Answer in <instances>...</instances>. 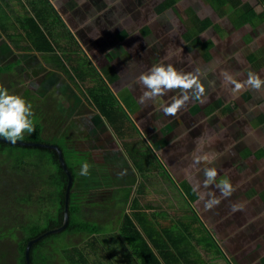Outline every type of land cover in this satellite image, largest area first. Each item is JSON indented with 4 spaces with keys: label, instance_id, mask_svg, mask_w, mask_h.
I'll list each match as a JSON object with an SVG mask.
<instances>
[{
    "label": "crops",
    "instance_id": "1",
    "mask_svg": "<svg viewBox=\"0 0 264 264\" xmlns=\"http://www.w3.org/2000/svg\"><path fill=\"white\" fill-rule=\"evenodd\" d=\"M16 1L24 14L0 0V56L63 80L68 106L106 128V141L89 137L109 166L92 190L102 234L90 260L141 264L149 249L159 264H264L263 3L48 0L61 21L42 26L45 51L23 26L32 4ZM102 80L129 116L122 134L91 102ZM127 216L141 238L121 236Z\"/></svg>",
    "mask_w": 264,
    "mask_h": 264
},
{
    "label": "trees",
    "instance_id": "2",
    "mask_svg": "<svg viewBox=\"0 0 264 264\" xmlns=\"http://www.w3.org/2000/svg\"><path fill=\"white\" fill-rule=\"evenodd\" d=\"M259 1L264 5V0ZM220 2L237 8L242 0ZM29 3L35 16L28 19L27 25H23L26 26L24 29L31 40L38 38L48 44L45 51H53L52 42L42 26L50 29L52 22L48 18L54 16L56 21L53 24H56L57 20L61 21L59 15L48 0H29ZM0 25L11 35L6 24ZM17 65L13 63L0 68V98L12 94L24 84V80L19 79L23 74L16 71ZM62 65L66 66L64 62ZM93 92L95 95L91 102L108 123L122 134L130 122L125 109L105 81L102 80ZM57 105L58 101L52 95L36 107H30L18 99L6 109L0 100V135L14 140L60 145L74 176L70 223L65 230L46 235L33 245L32 264H98L90 260L92 257L89 253V243H95L102 234L98 221L100 207L92 196V190L100 186L96 177L99 171L94 169L88 175L94 166L89 153V149H92L91 139L88 144L82 141V147H77L76 141L83 136L76 131L73 123L62 124L65 121L60 117ZM49 124L52 126L48 130ZM102 125L99 129L102 134L97 132V139L106 141V128ZM97 154L101 155L100 152ZM138 167L145 169L141 165ZM69 182V174L56 149L0 140V264H28L29 242L64 225ZM123 222L119 231L123 238L128 239L130 232L131 237L141 238L128 216ZM141 242L147 249L143 240ZM147 250L149 259L143 258L141 264H148L149 261L159 264Z\"/></svg>",
    "mask_w": 264,
    "mask_h": 264
},
{
    "label": "rangeland",
    "instance_id": "3",
    "mask_svg": "<svg viewBox=\"0 0 264 264\" xmlns=\"http://www.w3.org/2000/svg\"><path fill=\"white\" fill-rule=\"evenodd\" d=\"M12 1H13V4H15V6H16V11L24 14V12H25V10L23 9L24 7L20 6V4L16 0H12ZM177 5H179L178 8L184 6V4L179 3V1L177 2L176 7H177ZM173 9L175 11L177 10V8H173ZM0 47H1V44H0ZM2 47H3V44H2ZM15 57L13 59H11V58L8 59L7 55L6 56H0V68L6 67L7 65L15 63L14 61H16L17 59H18V62L20 63L21 61H19L20 59H19L18 55ZM11 60H13V61H11ZM32 62L33 61H29V62L27 61L26 63L24 62L22 64H19L20 68L16 67V69H17L16 71H19L21 74H23V77H20L19 79L22 78V80H24L23 81L24 84H22L20 86V88H18L12 94L8 93V95H6L5 97L0 98L4 107H6V109H8L10 106H12V103L18 99H20V100L22 99L23 102L26 105L28 104V106H30V107L31 106L36 107V106H38V104L42 105L44 99L47 100V98L52 95L55 99H57V101H58L57 109H59V111L58 110L57 111L61 113L60 117H62V120L65 121V123L62 122V124L67 125V123L68 124L73 123L76 131L83 136L81 139L76 141L77 147H82V144H81L82 141L84 144H88L89 139H90L89 137L97 136V135H93V133H89V132L91 130H94L95 128L98 130L100 129L101 125H100V122H98L97 118H99V120H100L101 117L99 115L97 117H94V111L95 110H92L91 108L86 107V106L84 108L83 107H77V108L69 107L68 105H71V104L69 103V100L67 99V97H65L64 99L62 97V94L65 93V90L63 92V89H62L64 87L63 80L60 81V78H59V80L58 81L56 80L57 81L56 82L55 78L49 76L50 75L49 72L48 73L46 71L41 72L40 68L38 69L37 66L35 65V63L34 62L32 63ZM23 65L27 66V68ZM86 65L87 64H85V66ZM86 71L89 72V70H86ZM103 71L106 72L107 69H104ZM64 82H66V81H64ZM55 88H56L58 94H54V90H53V94L51 93V90L55 89ZM77 90H79V88H77ZM78 92H80L81 95L83 94V92L81 90H79ZM65 94H67V93H65ZM62 108L65 112H63ZM59 120L61 121V118ZM51 126H52V124H49L48 130ZM111 128H113V127H111ZM132 130H134V128ZM77 132H76V134L78 135ZM125 133H126L125 139L121 138L123 143L126 142L128 135L132 134L131 129L125 131ZM94 143L95 142H93L91 140L92 149H89V153H90V160H92L91 162L93 163L94 166L88 175H90L92 172H94L93 171L94 169L98 170L99 173L96 177H98V179L101 180L102 179L101 177H104L108 174L109 171L106 172V170L109 169V166L105 163L104 158H102V154L100 156L97 154L99 152L101 153V149L98 147V143H97L96 147H93L92 145ZM130 150H131V148H130ZM83 167L88 169L87 165H84ZM220 168L223 169V172H226V168H227L226 163L224 162V165L222 167L220 166ZM157 172L161 173L163 171H157ZM154 175H157V173H155ZM110 176H111V173H110ZM156 178L157 177H155V180H156ZM204 182L208 183V181H204ZM194 184L200 185V183H194ZM220 190H221L220 191V193H221L222 189H220ZM97 194H99V192ZM193 196H194V194L190 197L191 200H193V198H195ZM225 198H223V199H225ZM204 199H206L205 202L209 201V200H207V198H204ZM93 201L95 203L100 202L97 198L96 199L93 198ZM156 201H157L156 199L151 200L152 203H156ZM165 202L167 204V201H165ZM173 202H174V199H173ZM220 202H221V200H220ZM179 205H180V203L178 204V206ZM205 207H208V209H210L211 208L210 203Z\"/></svg>",
    "mask_w": 264,
    "mask_h": 264
},
{
    "label": "water",
    "instance_id": "4",
    "mask_svg": "<svg viewBox=\"0 0 264 264\" xmlns=\"http://www.w3.org/2000/svg\"><path fill=\"white\" fill-rule=\"evenodd\" d=\"M0 140L5 141V142H10V143H17V144H23V145H34V146H44V147H50L53 149H56L59 154H60V158L62 160V163L67 171V173L69 174L70 177V182H69V186L67 189V207H66V219H65V223L63 226L56 228V229H52L49 230L48 232H46L45 234H42L40 236H38L37 238L32 239L29 244H28V248H27V261L28 264H32V247L33 245L38 242L39 240L43 239L46 235H49L51 233H56V232H61L63 230H65L69 223H70V203H71V191H72V186L74 183V176L73 173L71 171V169L69 168V165L66 161L65 155H64V150L63 148L58 145V144H51V143H44V142H33V141H24V140H14V139H9L6 138L2 135H0Z\"/></svg>",
    "mask_w": 264,
    "mask_h": 264
},
{
    "label": "flooded vegetation",
    "instance_id": "5",
    "mask_svg": "<svg viewBox=\"0 0 264 264\" xmlns=\"http://www.w3.org/2000/svg\"><path fill=\"white\" fill-rule=\"evenodd\" d=\"M89 133H92V132L90 131ZM89 133H88V134H89ZM102 158H103V154H102Z\"/></svg>",
    "mask_w": 264,
    "mask_h": 264
}]
</instances>
